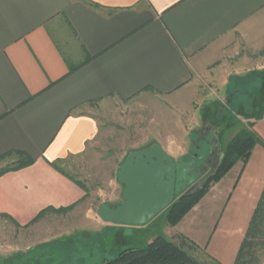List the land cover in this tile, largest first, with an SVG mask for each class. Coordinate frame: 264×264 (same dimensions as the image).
<instances>
[{
  "label": "crops",
  "instance_id": "1",
  "mask_svg": "<svg viewBox=\"0 0 264 264\" xmlns=\"http://www.w3.org/2000/svg\"><path fill=\"white\" fill-rule=\"evenodd\" d=\"M263 72L264 0H0V165L33 160L0 176V232L83 199L63 165L92 151V105L151 96L188 112L202 74L226 92L243 83L252 100ZM254 122L247 162L174 227L199 261L235 264L257 209L264 116Z\"/></svg>",
  "mask_w": 264,
  "mask_h": 264
},
{
  "label": "rangeland",
  "instance_id": "2",
  "mask_svg": "<svg viewBox=\"0 0 264 264\" xmlns=\"http://www.w3.org/2000/svg\"><path fill=\"white\" fill-rule=\"evenodd\" d=\"M220 82L215 86L205 74L199 76L188 112L151 96L129 100L108 98L89 107L99 124L92 151L63 165L64 171L83 186V199L64 212H46L28 226L0 232V264H100L114 259L124 249L145 246L154 237L172 239L174 227L192 209L204 210L208 194L224 178L225 175L217 182L211 180L225 144L238 131L249 130L250 123L264 116V72L261 79L255 78L256 94L252 100L248 93L253 94V90L244 88L243 83L233 81L226 92ZM240 84L241 88L236 87ZM153 145H158L173 160L189 164L187 178L193 167L199 168L188 184H193L196 191L182 192L143 227L102 221L97 215L101 205L116 207L122 203L123 188L116 180L120 165L129 154ZM1 165L0 168L4 167ZM203 187L205 193L201 198L172 225L167 214L173 204ZM193 256L203 257L199 251Z\"/></svg>",
  "mask_w": 264,
  "mask_h": 264
},
{
  "label": "trees",
  "instance_id": "3",
  "mask_svg": "<svg viewBox=\"0 0 264 264\" xmlns=\"http://www.w3.org/2000/svg\"><path fill=\"white\" fill-rule=\"evenodd\" d=\"M254 123L255 122L249 124L250 129L253 128ZM250 129L238 131L232 139L225 144L219 164L216 167L211 180L215 182L220 180L238 161L242 164L247 162L252 149L260 142ZM17 155L19 156V161L0 168V176L8 172L21 170L33 164V160L24 154ZM70 179L74 181L83 191H85L82 185L77 183L73 178ZM204 187L194 195L181 197L178 202L173 204L167 214V218L172 225L177 224L201 198V196L205 193ZM68 208L58 210L47 208L36 218L46 212H64ZM195 251L196 247L186 237L177 235L172 239H168L163 236H157L145 246L124 249L120 251L114 259L103 261L100 264H217V262L210 257L207 258V261L197 260L193 256ZM263 254L264 191L252 217L245 239L243 240L238 252L235 264H260Z\"/></svg>",
  "mask_w": 264,
  "mask_h": 264
},
{
  "label": "water",
  "instance_id": "4",
  "mask_svg": "<svg viewBox=\"0 0 264 264\" xmlns=\"http://www.w3.org/2000/svg\"><path fill=\"white\" fill-rule=\"evenodd\" d=\"M188 165L181 159L173 160L158 145L129 154L116 174L123 188L122 203L116 207L101 205L98 217L114 225H148L184 191L183 185L174 188L175 180L191 183L186 177Z\"/></svg>",
  "mask_w": 264,
  "mask_h": 264
},
{
  "label": "flooded vegetation",
  "instance_id": "5",
  "mask_svg": "<svg viewBox=\"0 0 264 264\" xmlns=\"http://www.w3.org/2000/svg\"><path fill=\"white\" fill-rule=\"evenodd\" d=\"M190 161H191V160H190ZM192 169H193V171L191 172V176H189V177H190V178H189L190 181H193V179L195 178L194 176L197 174V170H198L199 168H197V167H193ZM173 185H174V188H175L176 186H178V185H183V186H185V189H184L183 192H185L187 189H189L191 193L194 192V191H196V187H193V184L188 185L184 180H183V181H176V180H175V181L173 182ZM120 204H121V203H120Z\"/></svg>",
  "mask_w": 264,
  "mask_h": 264
}]
</instances>
